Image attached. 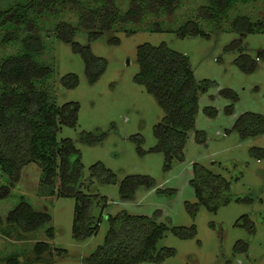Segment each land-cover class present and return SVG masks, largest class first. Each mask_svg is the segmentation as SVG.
I'll list each match as a JSON object with an SVG mask.
<instances>
[{"label":"rangeland","instance_id":"1","mask_svg":"<svg viewBox=\"0 0 264 264\" xmlns=\"http://www.w3.org/2000/svg\"><path fill=\"white\" fill-rule=\"evenodd\" d=\"M22 1L0 0V4L9 8ZM80 1L84 4L75 0L59 1V12H49L43 17L38 32L43 36L46 49L38 58L54 69L52 81L57 104L73 102L79 106L77 124L61 125L58 139H71L81 152L84 164L81 189L98 195L90 214L102 218L100 229L84 241L75 238L76 198L58 196L59 181L55 195H48L38 164L25 166L14 186L0 169L2 261L7 264L18 258L21 264H89L86 258L104 242L109 231V216L127 211L156 217L158 222L165 223L168 230L158 248L173 247L176 250L174 256L162 262L140 264H264V135L243 139L234 130L241 114L250 111L264 115V59L260 56L264 50V33L242 36L233 28L238 15L264 19V0L238 4L231 11L229 20L220 26L206 22L199 15L200 7L208 0H185L174 15H151L139 24H123L121 30L106 32L95 41H90L88 30L79 26L75 41L90 45L97 56L108 61L106 71L95 83L87 77L82 55L73 50L72 43L60 40L55 32L60 21L77 25V11L94 2ZM115 1L123 11L130 8L131 0ZM188 20L199 23L206 35L182 37L180 28ZM156 23H161L163 29L150 30ZM238 39L242 40L243 52L257 60L256 71L244 72L236 64L241 51L228 47ZM145 42L153 45L165 42L188 54L200 88L207 81L215 83L207 90H201L195 129L184 148V159L174 157L170 167L166 153L157 150L155 133L156 125L163 122L165 113L154 95L135 81L140 71L138 46ZM20 49V42L0 44V62ZM69 73L79 77V85L75 88H67L62 83V78ZM226 89L233 90L237 98L227 97L223 93ZM200 130L206 132L205 142L198 140ZM85 133L93 136L86 138ZM98 162L116 173V183L101 184L92 176L91 167ZM195 163L222 174L231 183L232 200L218 212L209 210L196 197L191 184ZM136 174L151 176L155 184L150 188L141 185L133 198L123 199L122 180ZM104 196L107 201L103 200ZM22 197L35 209L49 212L52 221L30 233L8 223L9 212ZM188 203H198L195 216ZM245 215L255 223V233L249 231ZM193 225L196 226L194 237L184 238L173 231L174 227ZM49 227L55 229V238L51 241L46 233ZM240 240L248 242L247 252L235 251ZM39 241L51 242L50 250L42 255L35 251Z\"/></svg>","mask_w":264,"mask_h":264},{"label":"trees","instance_id":"2","mask_svg":"<svg viewBox=\"0 0 264 264\" xmlns=\"http://www.w3.org/2000/svg\"><path fill=\"white\" fill-rule=\"evenodd\" d=\"M59 1L65 0H23L9 8H3L0 4V44L21 43L18 53L6 56L0 62V169L9 176L14 186L25 166L30 163L38 164L42 169V180L48 188V195L55 193L59 181L58 196L76 198L73 232L78 241H84L97 234L100 229L102 218H95L90 214L98 195L81 189L84 164L80 150L71 139H58L61 125L77 124L79 106L73 102L62 106L57 104L52 81L54 69L51 64L42 63L38 58L46 49L43 36L38 32V25L47 13L59 12ZM252 1L254 0H208L200 7L199 15L206 22L220 26L229 20L231 11L238 4ZM75 2L84 4L80 0ZM184 2L185 0H131L130 8L123 11L115 0H94L88 6V3L85 4L82 11H77V25L60 21L55 32L60 40L72 43L73 50L82 55L87 77L91 83H95L106 71L108 61L97 56L90 45L75 41L79 26L88 30L90 41H95L106 32L121 30L120 26L123 24H139L151 15H174ZM233 28L242 36L255 32L264 33V19L254 20L248 14L238 15L234 19ZM162 29L161 23L150 28L155 31ZM180 30L182 37L206 35L194 20L183 23ZM228 49L241 51L235 61L241 70L247 73L257 70V60L243 52L241 39L236 40ZM137 54L140 71L136 74L135 81L154 95L165 113L163 122L156 125L155 133L157 150L166 153L167 165L170 167L174 157L184 159V148L195 129L201 90L205 91L215 83L207 81L200 88L190 56L171 48L165 42L159 45L145 42L138 46ZM260 56L264 59V50ZM62 83L67 88H75L79 85V77L75 73H69L62 78ZM223 93L227 97L237 98V94L231 89L223 90ZM234 130L243 139L264 135V115L245 112L236 120ZM86 136L93 135L85 133ZM198 140L206 141L205 131H198ZM259 150L263 152V149ZM193 170L191 184L200 203L212 212H218L222 206L231 202V183L225 176L213 172L201 163H195ZM91 171L92 176L101 184L117 182L116 173L102 162L94 164ZM154 184V178L149 175H129L120 184L121 196L123 199H131L139 186L150 188ZM102 198L107 201V197ZM247 201L252 202V199ZM188 208L195 216L198 203H188ZM52 218L49 212L35 209L22 197L20 203L9 212L6 221L30 233L50 223ZM244 218L249 231L255 233V223L247 215ZM109 222L110 228L104 242L86 258L89 264L162 262L176 254L173 247L158 248L168 226L158 222L156 217L121 211L114 216L110 215ZM173 231L184 238L194 237L196 226L174 227ZM46 233L50 241L55 238L54 227H49ZM50 241H39L35 246L36 253L42 255L49 251ZM248 248V242L243 240L235 245L237 252H247ZM0 264H5L1 257ZM7 264L21 263L18 258H14Z\"/></svg>","mask_w":264,"mask_h":264}]
</instances>
